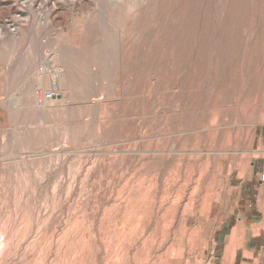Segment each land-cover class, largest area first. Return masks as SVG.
I'll use <instances>...</instances> for the list:
<instances>
[{"label":"rangeland","instance_id":"1","mask_svg":"<svg viewBox=\"0 0 264 264\" xmlns=\"http://www.w3.org/2000/svg\"><path fill=\"white\" fill-rule=\"evenodd\" d=\"M261 133L264 0L33 18L0 40V264H203L190 232Z\"/></svg>","mask_w":264,"mask_h":264},{"label":"crops","instance_id":"2","mask_svg":"<svg viewBox=\"0 0 264 264\" xmlns=\"http://www.w3.org/2000/svg\"><path fill=\"white\" fill-rule=\"evenodd\" d=\"M252 154L249 166L227 174L218 201L190 232L204 244L203 264H264V133L253 139Z\"/></svg>","mask_w":264,"mask_h":264},{"label":"built area","instance_id":"3","mask_svg":"<svg viewBox=\"0 0 264 264\" xmlns=\"http://www.w3.org/2000/svg\"><path fill=\"white\" fill-rule=\"evenodd\" d=\"M82 1L85 0H0V40L6 35L17 36L33 18L43 23L45 14ZM54 96L53 91L40 95L45 101H51ZM261 180H264V173Z\"/></svg>","mask_w":264,"mask_h":264}]
</instances>
